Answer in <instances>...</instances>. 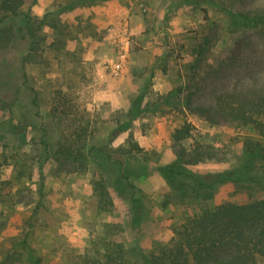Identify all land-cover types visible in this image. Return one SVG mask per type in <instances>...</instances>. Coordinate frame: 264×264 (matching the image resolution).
I'll use <instances>...</instances> for the list:
<instances>
[{"label": "rangeland", "instance_id": "rangeland-1", "mask_svg": "<svg viewBox=\"0 0 264 264\" xmlns=\"http://www.w3.org/2000/svg\"><path fill=\"white\" fill-rule=\"evenodd\" d=\"M65 1L35 0L31 16L43 23L34 51L22 17L9 18L14 34L0 47V250L26 238L41 264H85V254L99 257L105 239L132 254L168 241L185 211L163 204L169 186L157 167L197 140L217 157L188 165L191 170L233 169L243 178H264L257 160L244 155L248 140L264 143L252 126L211 127L167 103L174 88L184 96L191 84L194 99L210 100L215 90L264 73V34L238 17L264 0H86L60 12ZM55 16L56 29L50 26ZM28 87L37 91V114ZM184 120L196 127V140L172 139ZM45 131L51 139L72 131L73 140L104 149L126 148L131 134L141 149L128 165L142 199L140 218L132 223L126 196L109 186L108 201L101 202L93 190L100 178L95 162L84 168L48 159L39 168L34 155ZM262 195L256 184L229 178L216 185L209 202L243 203Z\"/></svg>", "mask_w": 264, "mask_h": 264}, {"label": "trees", "instance_id": "trees-1", "mask_svg": "<svg viewBox=\"0 0 264 264\" xmlns=\"http://www.w3.org/2000/svg\"><path fill=\"white\" fill-rule=\"evenodd\" d=\"M85 1L66 0L59 11L80 7ZM34 3L35 0H0V47L8 46L14 34L9 18L22 17L25 20V29L22 28L31 38L29 51L37 48L40 37L36 33L40 30L43 18L37 24L34 23L30 13ZM51 14V11L46 12L44 18ZM238 17L244 25L258 26L264 34V6L247 8L239 12ZM53 19L55 22L50 26L56 29L60 19L58 16ZM20 28L17 26L16 30ZM22 59L25 61L27 55ZM23 74L25 76V73ZM191 86L187 85L189 89L184 96L181 95V87L171 90L167 94V103L184 113L198 117L211 127L232 123L252 126L263 137L264 142L263 72L256 77L254 74L250 75L248 82H239L232 87L215 90L210 100L194 99ZM28 88L33 93L32 106L37 114V91L33 87ZM0 102L4 103L3 100ZM194 130L196 127L184 120L173 130L171 137L174 141L186 138L196 140ZM72 135V131H68L61 133V137L51 139L45 131L41 146L34 155V161L39 164V168L42 169L48 159H54L58 165L64 162H80L83 166L87 162H95L100 178L94 180L93 190L99 192L101 202L107 203L106 188L109 186L118 195L126 196L132 223L138 220L143 212L142 199L139 190L129 180L131 170L128 165L138 158L136 154L132 155L133 152L138 153L141 149L132 135L129 134L126 139V148L120 146L108 149L98 147L85 139L83 142H77L72 139ZM77 137L80 135L77 134ZM247 143L244 146L246 159H256L260 164L256 168L264 171V143L251 140ZM211 150L210 144L197 140L190 150H179L177 160L157 167L169 186L163 197V204L185 211L173 222V233L168 241H158L150 250H140L132 254L121 242L105 239L101 248L96 249L99 257L93 258L85 254L84 257L89 260L84 263L264 264V178L256 173L243 178L237 176L238 171L233 169L212 174L197 173L188 167L205 159L216 158V154ZM2 156L5 159L3 153ZM15 161L14 167L19 172L21 169L16 166ZM105 173L108 174L107 178ZM229 178L234 181L240 179L243 184L252 182L260 187L263 195L252 196L250 201L243 203H210L216 185ZM30 244L24 238L21 242H12L7 250H0V264H41V255Z\"/></svg>", "mask_w": 264, "mask_h": 264}, {"label": "built area", "instance_id": "built-area-1", "mask_svg": "<svg viewBox=\"0 0 264 264\" xmlns=\"http://www.w3.org/2000/svg\"><path fill=\"white\" fill-rule=\"evenodd\" d=\"M109 30H110V28H109Z\"/></svg>", "mask_w": 264, "mask_h": 264}]
</instances>
